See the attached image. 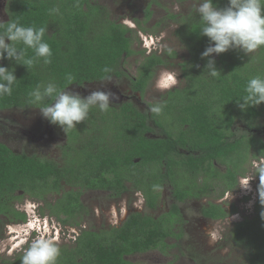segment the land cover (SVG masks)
Here are the masks:
<instances>
[{
  "label": "trees",
  "instance_id": "trees-1",
  "mask_svg": "<svg viewBox=\"0 0 264 264\" xmlns=\"http://www.w3.org/2000/svg\"><path fill=\"white\" fill-rule=\"evenodd\" d=\"M226 2L213 0L219 7ZM54 6L60 14L49 15ZM148 7L147 20L152 16L151 5ZM8 10V21L47 27L45 41L52 56L49 64L39 59L29 67L6 58L0 61V65L15 69L18 80L11 95L0 96V110L36 108L28 103V93L50 81L67 87L68 74L74 77L68 88L101 82L105 75L120 78L123 60L136 53L139 32L111 20L108 10L93 0H9ZM195 18H180L178 34L187 44L190 59L181 65L183 84L149 105L151 109L161 103L160 113L141 112L133 104L107 111L92 108L86 119L94 125L90 130L84 131L85 123L81 122L79 129L67 131L72 147L63 164L17 154L0 143V216L5 218H0V224L27 220L14 208L19 191L46 200L64 190L56 204L48 203V207L58 216L65 215L67 223L87 211L80 201L81 189L112 191L118 198L130 190L138 191L143 193L147 208L156 211L163 189L171 186L174 203L168 212L160 216L135 212L118 228L85 230L74 244L58 245L61 255L57 264H131L127 257L134 254L166 253V241L177 236L174 226L184 222L180 204L188 199H208L201 214L211 221H222L235 213L236 209L227 211L212 199L238 188L239 177L245 175L251 159H264V138L255 126L264 117V104L246 111L237 104L246 96L248 80L264 77V46L248 55L230 50L214 56L220 74L211 77L204 71L206 60L200 55L208 38L199 35V17ZM137 27L143 32L139 24ZM27 55L31 57L33 52L29 49ZM165 55L143 54L137 76L131 81L133 92L145 95L159 70L172 66L169 59L176 55ZM105 66L112 71L103 73ZM237 122L245 124L239 134L234 129ZM85 132L100 136L80 144ZM148 132L155 135L147 137ZM63 183L79 189L67 191ZM259 187L260 183L252 217L236 223L230 233L232 245L245 252L244 264H264V205ZM21 257H0V262L21 264Z\"/></svg>",
  "mask_w": 264,
  "mask_h": 264
},
{
  "label": "rangeland",
  "instance_id": "rangeland-1",
  "mask_svg": "<svg viewBox=\"0 0 264 264\" xmlns=\"http://www.w3.org/2000/svg\"><path fill=\"white\" fill-rule=\"evenodd\" d=\"M198 2L199 0H93V3L108 10L111 20L139 32L134 45L136 53L123 60L120 66L122 77L112 76L110 81L72 86L68 90L79 92L82 96H87L94 90L111 91L116 99L110 107L117 108L121 104L131 103L139 111L149 112L150 104L160 102L169 89L183 84L184 73L181 65L190 59V53L186 42L178 34L180 20H174L173 17H198L195 12V5ZM8 4L9 0H0V21L2 22H7L9 19ZM149 5H151L152 16L147 20ZM138 24L143 28V32L138 29ZM154 52L168 56L174 52L176 56L169 59L172 66L162 67L159 70L145 95L134 93L131 89V81L137 76L138 68L144 58L143 54L148 56ZM162 74H170L175 83L166 89L158 88L157 81ZM99 120L100 117L96 120L100 125ZM84 123L86 127L84 131L94 126L89 120ZM80 125L81 123L76 128L79 129ZM244 126V123L237 122L234 129L239 134L245 129ZM255 126L260 136L264 138V117L258 119ZM90 133H83V143L80 144L89 143L94 136H100L96 132ZM0 143L5 144L17 154L35 155L62 163L65 152L70 146V138L68 132L65 133L60 127L51 125L43 119L38 109L14 108L0 110ZM260 166H264V160L251 159L246 166V177L249 181L242 182L246 185L248 181V186H251L256 194H258L256 188L260 182L256 169ZM248 193L249 191H241L240 188V192H231L217 201L220 204L226 203L224 208L227 211L232 208L237 209L235 215L222 221H211L202 217L201 209L207 200H189L181 206L184 222L183 227L178 231V236L170 240L173 248L163 255L152 251L128 256L127 260L139 264H193L190 257L202 256L205 264H244L245 252L232 245L230 233L236 223L253 215L256 195L253 194L251 201H245V195ZM171 194L172 187L166 186L163 189L162 206L157 215L169 211L170 205L174 202ZM18 197L14 204L19 211L27 213V220L0 224L1 260L12 258L19 252H23L30 241L41 233L53 238L58 245L73 244L72 239L78 229L64 227L55 219L53 212L39 208L38 201H33V197ZM57 197L58 195H54L50 199L54 201ZM83 203L95 214L84 223V226L88 228L92 225L96 228L120 226L130 213L145 211L143 195L133 191L120 200H113L107 193L84 191ZM0 218L5 219L3 216ZM0 264L3 263L0 262Z\"/></svg>",
  "mask_w": 264,
  "mask_h": 264
},
{
  "label": "clouds",
  "instance_id": "clouds-1",
  "mask_svg": "<svg viewBox=\"0 0 264 264\" xmlns=\"http://www.w3.org/2000/svg\"><path fill=\"white\" fill-rule=\"evenodd\" d=\"M48 12L49 15H58L60 9L54 6ZM195 12L200 22L198 33L208 38V46L200 55L201 59L206 60L204 71L211 77L220 74L214 56L230 50H239L248 55L264 46V0H227L224 7L214 4L213 0H199L195 5ZM46 31V26H24L14 19L6 23L0 21V61L6 58L26 67L32 66L39 59H43L45 64L51 63L52 51L45 41ZM29 49L33 52L31 57L27 55ZM101 71L108 74L112 69L105 66ZM104 79L110 81L111 76L105 75ZM66 80L68 86L72 85L74 77L68 74ZM17 81L14 68L0 65V96L11 95ZM174 83L170 74H162L157 87L166 89ZM68 86L61 88L50 81L37 85L28 93V103L36 105L43 119L60 127L65 133L84 122L92 108L107 111L116 99L111 91L94 90L87 96H82L79 92L68 90ZM245 92L243 100L237 102L242 111L264 104V77L257 75L250 78ZM162 107L161 103H157L150 111L160 113ZM256 175L260 178V203L264 205V184L261 183L264 180V166L256 169ZM248 181L242 186L247 187ZM261 216L264 217V212ZM60 255L61 249L57 242L41 233L24 249L21 264H57Z\"/></svg>",
  "mask_w": 264,
  "mask_h": 264
},
{
  "label": "flooded vegetation",
  "instance_id": "flooded-vegetation-1",
  "mask_svg": "<svg viewBox=\"0 0 264 264\" xmlns=\"http://www.w3.org/2000/svg\"><path fill=\"white\" fill-rule=\"evenodd\" d=\"M181 17H177V19L176 20H181L180 19ZM159 73V72H158ZM117 77V76H116ZM119 78V77H118ZM104 81V80H103ZM172 89H174V88H172ZM172 89H169L168 91H170V90H172ZM135 93V92H134ZM140 94V93H139ZM126 104H131V103H126ZM121 105H123V104H121ZM120 105V106H121ZM119 106V107H120ZM119 107H117V108H119ZM155 134H153V135H151V132H148V133H146V136L147 137H151V136H154ZM8 147V146H7ZM72 146L70 145V146H68V149L67 150H69L70 148H71ZM74 147H78V145H75ZM9 148V147H8ZM67 156H70V153L69 152H65V157L62 159V163H59L58 161H56V162H58L59 164H63L64 162H65V158L67 157ZM41 158V157H40ZM45 159V158H44ZM49 160H51V159H49ZM262 160H264V159H262ZM261 160V161H262ZM55 161V160H54ZM256 161V160H255ZM245 180H248V178L246 177V173H245V175H242L241 177H239V185H238V188L235 190V191H228L227 193H225V195L226 194H230L231 192H240V188H241V191L243 190V191H249V193H248V195H245L246 197L244 198V200L245 201H251L252 200V197H254L253 196V194L254 195H256V200H257V198H258V194H256L255 192H254V189L251 187V186H247V187H245V189H244V187L242 186L243 184H242V182L243 181H245ZM260 183V182H259ZM63 185H65V188H68L67 189V191H69V190H72V189H74V190H77V189H79V188H72V187H70V186H68V184H66V183H63ZM259 186V185H258ZM169 187H171V186H169ZM166 188V187H165ZM84 191H98V192H102V193H107V194H110V196L113 198V200H120L121 198H123V196L124 195H126V194H128V193H130L131 191H133V190H130V191H128V192H126V193H124V194H122V196L121 197H116V196H114L115 194L112 192V191H105V190H92V189H81V196H80V201H81V203L83 204V206L85 207V209L87 210L86 212H85V214H82L81 216H78V217H76V220H78L79 222H80V224H77L76 223V220H72V221H67V223L66 222H64V220H68V218L65 216V215H56L54 212V209H52V208H50V206L48 207V203L49 204H51V205H55L56 204V201L59 199V197H60V195L61 194H63L64 193V190H61V193L60 194H57V193H55V194H51L49 197H47L46 198V200H41V199H37V198H33V201H38V204H39V208H43V210H45V211H51V212H53L54 213V215H55V219L57 220V221H59L64 227H70V228H76V230L78 231L76 234H75V237H74V239H72V241H73V244H74V242L76 241V239L81 235V233L83 232V231H85V230H91V231H94V230H100V229H102V228H104L105 226H102V227H99V228H96L94 225H92V226H89V228L88 227H86V226H84V223H86V221L91 217V215H95L94 214V211H93V213H92V210L91 209H89L84 203H83V193H84ZM134 193H141V192H138V191H133ZM256 192L258 193V187L256 188ZM142 195H143V193H141ZM54 195H58V197L54 200V201H51V196H54ZM172 195V194H171ZM225 195L222 197V198H220V199H223L224 197H225ZM18 196H29V195H25L23 192H21V191H19V192H17L16 193V197H18ZM215 197H217L216 195H214ZM29 197H31V196H29ZM143 197H144V195H143ZM173 198V197H172ZM247 198H249V200H246ZM162 199H163V192H162V198H161V201L159 202V207H158V209L156 210V211H153V210H149L148 208H147V206H146V200H145V197H144V200H145V211L144 212H137V213H149V214H155V215H157V213H158V210L161 208V206H162ZM219 198H213L212 200H213V202H215L216 204H220V203H217V201L218 200H220ZM174 200V199H173ZM189 200H198V199H188V200H186L185 202H183L182 204H180V208H181V206L183 205V204H185L186 202H188ZM204 200H207L206 201V203L204 204V205H206L207 203H208V199H204ZM17 201V200H16ZM16 201H14V202H16ZM203 201V200H202ZM174 203V202H173ZM225 204L226 203H223V204H220V205H222L223 207H225ZM203 207V206H202ZM14 208H16V206H15V204H14ZM17 209V208H16ZM18 210V209H17ZM202 210V209H201ZM237 210V209H236ZM19 211V210H18ZM228 211H231V209L230 210H228ZM21 212V211H20ZM168 212V211H167ZM181 212H182V208H181ZM22 213H24V212H22ZM132 213H135V212H132ZM132 213H130L129 214V216L132 214ZM164 213V212H163ZM237 212L235 211V213L234 214H232L231 216H233V215H235ZM25 215L27 214L26 212L24 213ZM162 214V213H161ZM161 214H159V215H157V216H160ZM183 214V213H182ZM27 216V215H26ZM128 216V217H129ZM230 216V217H231ZM127 217V218H128ZM203 217V216H202ZM230 217H228V218H230ZM126 218V219H127ZM204 218V217H203ZM227 218V219H228ZM125 219V220H126ZM206 219V218H205ZM125 220L122 222V224L125 222ZM208 220V219H207ZM226 220V219H225ZM121 224V225H122ZM120 225V226H121ZM120 226H106L105 228H113V227H116V228H118V227H120ZM183 227V224H176L175 226H174V230H175V232H176V235L178 234V231H180L181 230V228ZM178 236V235H177ZM176 236V237H177ZM174 238V237H173ZM172 238H170V239H168L167 241H166V244L169 246V249L166 251V253L171 249V248H173L174 246L173 245H171L170 244V240H171ZM153 251H157L158 253H160L161 255H163V252L162 251H159V250H153ZM150 252H152V251H150ZM147 253H149V252H147ZM146 254V253H145ZM165 254V253H164ZM18 255H23V252H19L16 256H14V257H17ZM134 255H140V254H134ZM133 256V255H132ZM14 257H12V258H14ZM191 258V261L193 262V264H205V262H204V260H203V257L201 256H196V257H190ZM131 264H139V263H134L133 261L132 262H130Z\"/></svg>",
  "mask_w": 264,
  "mask_h": 264
}]
</instances>
